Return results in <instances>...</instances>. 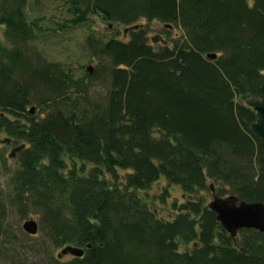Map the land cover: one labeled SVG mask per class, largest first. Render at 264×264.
I'll list each match as a JSON object with an SVG mask.
<instances>
[{
    "label": "trees",
    "instance_id": "16d2710c",
    "mask_svg": "<svg viewBox=\"0 0 264 264\" xmlns=\"http://www.w3.org/2000/svg\"><path fill=\"white\" fill-rule=\"evenodd\" d=\"M39 1L0 0V135L24 146L9 207L38 218L36 251L84 252L50 264H264V232L232 239L207 208L210 185L264 205V140L245 105L264 101V0H59L60 18L32 15ZM92 18L128 28L126 40L86 34L92 74L39 49ZM172 187L181 204L158 217ZM3 202L0 257L19 243Z\"/></svg>",
    "mask_w": 264,
    "mask_h": 264
},
{
    "label": "rangeland",
    "instance_id": "374dc122",
    "mask_svg": "<svg viewBox=\"0 0 264 264\" xmlns=\"http://www.w3.org/2000/svg\"><path fill=\"white\" fill-rule=\"evenodd\" d=\"M59 0H40L38 6L31 7V13L34 16H44L48 18L50 15H54L56 18H60L58 15L53 14L54 8L57 5ZM59 19H56V21ZM90 25V30L86 31L85 28H81L72 33L60 34L58 36H50L47 38L41 48H39L42 53L50 61H61L66 63L69 66L71 65L75 70L78 71V74L81 75L82 71L79 70V67H91L96 66V61H91L84 49V38L87 33L90 31L95 34H102L105 38L112 36L115 31L118 32V38L120 40H126L127 38V29L121 26L111 25L102 23L97 18H92ZM140 26H145L148 28V38L151 39L157 34L161 35V38L167 42V36L164 34V28L158 23L146 24L141 22ZM166 29V28H165ZM170 33V37L175 38L179 37L180 33L178 30L167 29ZM90 32V33H91ZM126 32V33H125ZM125 34V35H124ZM125 37H123V36ZM167 39V40H166ZM151 41V40H150ZM100 93H102L101 88H97ZM8 138L5 134L0 135V140ZM17 147L10 145L9 147L5 145H0V199L4 200L3 204L6 208V217L4 225L7 227L10 233L14 234L17 237L19 242L17 245H10L8 247L7 255L0 257V264H50L49 258H54L59 250L55 251H46L42 253L41 251H36V243L40 241L41 234H37L33 237H28V235L22 230V224L29 219H33L38 222V218L35 216H29L26 220H20L19 215L9 207V200L11 198L10 189L8 187V180L11 174L17 169V163L14 159L9 160L7 155L11 148ZM166 187V183L161 180L159 184H156L153 189L150 191V194L158 196L161 192L160 189ZM183 197L178 188H170V197L166 200L167 203L160 204L157 203L156 214L159 217L164 219H169L174 216L175 212L172 210V203L176 202L178 205L181 204ZM211 199V193L207 197V203ZM2 202V201H1ZM14 236V237H15ZM1 242V240H0ZM29 242V244L27 243ZM23 246L32 247L35 251H26L22 249ZM20 247V248H19ZM69 257H66L64 260H68Z\"/></svg>",
    "mask_w": 264,
    "mask_h": 264
},
{
    "label": "water",
    "instance_id": "95a60500",
    "mask_svg": "<svg viewBox=\"0 0 264 264\" xmlns=\"http://www.w3.org/2000/svg\"><path fill=\"white\" fill-rule=\"evenodd\" d=\"M126 33V32H125ZM125 35V34H124ZM152 44L161 43L166 45L160 35H156L151 39ZM208 59H214L215 56H207ZM86 71L92 74V68L87 67ZM245 105L252 109L256 115V121L251 125L252 133L259 139L264 140V101L250 99ZM33 109L29 111L32 113ZM0 145L10 146V139L4 138L0 140ZM24 146H17L10 149L7 158L14 159ZM211 199L207 203V208L216 216V221L221 228L234 239L237 233L241 230H255L257 232H264V205L260 203H245L239 201L235 196H227L219 198L215 195L213 186H209ZM22 230L29 236H35L38 233V224L33 219L26 220L22 224ZM84 252L82 249L75 247H65L60 250L56 257L61 259L65 256L74 258H81Z\"/></svg>",
    "mask_w": 264,
    "mask_h": 264
},
{
    "label": "flooded vegetation",
    "instance_id": "af4514ba",
    "mask_svg": "<svg viewBox=\"0 0 264 264\" xmlns=\"http://www.w3.org/2000/svg\"><path fill=\"white\" fill-rule=\"evenodd\" d=\"M12 149V148H11ZM158 216V214H156ZM159 217V216H158Z\"/></svg>",
    "mask_w": 264,
    "mask_h": 264
}]
</instances>
